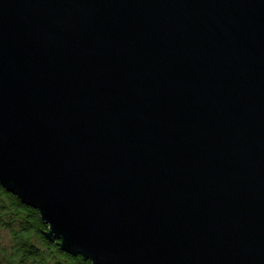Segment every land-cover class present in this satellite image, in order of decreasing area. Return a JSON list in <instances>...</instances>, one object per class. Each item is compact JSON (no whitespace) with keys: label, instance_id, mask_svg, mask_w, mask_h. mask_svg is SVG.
<instances>
[{"label":"water","instance_id":"obj_1","mask_svg":"<svg viewBox=\"0 0 264 264\" xmlns=\"http://www.w3.org/2000/svg\"><path fill=\"white\" fill-rule=\"evenodd\" d=\"M0 185L89 264H264V0H0Z\"/></svg>","mask_w":264,"mask_h":264},{"label":"trees","instance_id":"obj_2","mask_svg":"<svg viewBox=\"0 0 264 264\" xmlns=\"http://www.w3.org/2000/svg\"><path fill=\"white\" fill-rule=\"evenodd\" d=\"M47 226L37 210L26 206L0 185V264H89L63 253L46 239Z\"/></svg>","mask_w":264,"mask_h":264},{"label":"rangeland","instance_id":"obj_3","mask_svg":"<svg viewBox=\"0 0 264 264\" xmlns=\"http://www.w3.org/2000/svg\"><path fill=\"white\" fill-rule=\"evenodd\" d=\"M5 240H6L5 234L2 233V237L0 236V241H5Z\"/></svg>","mask_w":264,"mask_h":264}]
</instances>
